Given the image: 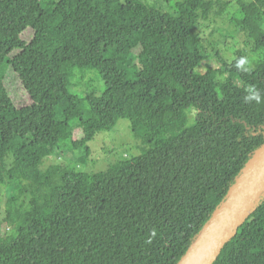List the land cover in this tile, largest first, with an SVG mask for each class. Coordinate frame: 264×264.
Wrapping results in <instances>:
<instances>
[{
  "label": "trees",
  "instance_id": "1",
  "mask_svg": "<svg viewBox=\"0 0 264 264\" xmlns=\"http://www.w3.org/2000/svg\"><path fill=\"white\" fill-rule=\"evenodd\" d=\"M226 6L247 37L231 59L198 25L214 0H0V264L180 263L264 146V103L243 98L249 85L264 97V0ZM249 49L250 71L237 70ZM9 70L30 105L13 103ZM77 70L99 74L100 95L73 92ZM120 119L143 141L138 157L41 169L76 152L86 164ZM213 264H264V197Z\"/></svg>",
  "mask_w": 264,
  "mask_h": 264
},
{
  "label": "rangeland",
  "instance_id": "2",
  "mask_svg": "<svg viewBox=\"0 0 264 264\" xmlns=\"http://www.w3.org/2000/svg\"><path fill=\"white\" fill-rule=\"evenodd\" d=\"M148 2H152V0H146ZM170 2V6H175L177 2L182 0H167ZM154 2V0H153ZM229 0H214L215 7L210 11L207 17H204L199 20L198 25L202 23V30H206L210 28V33L203 36L207 41L206 44L210 45L211 43H216L218 45L219 50L222 51V55L224 58L231 59L233 56L232 50L241 49L244 47L245 42L247 41V37L244 32L239 31L234 23H231L229 20L230 17L233 16L236 11V7L230 6L227 7ZM160 6L166 5V3H160ZM122 16L116 18L115 20H120ZM61 38L64 37L63 34L60 35ZM30 32H26L23 34L22 38L25 41H29ZM233 37V38H232ZM47 44L51 42V38H48ZM221 41V42H220ZM226 41L228 46L233 45L232 49H227L225 44ZM45 49L46 46L41 47ZM252 49V48H251ZM249 49L248 52L245 53L248 60V66L250 67L252 63L255 61V56L252 50ZM207 60V59H205ZM210 61H203L200 70L204 69L205 65L211 63ZM204 66V67H203ZM83 74V75H81ZM7 91L13 101V103L17 107H25L31 104V100L23 86L21 85L16 74L9 70L6 72V77L4 80ZM74 84L72 87L73 92H77L79 94H86L95 92L97 95H100L104 84L96 71L87 70V71H76V78L74 80ZM195 113H187V118L190 122H193ZM90 147V158L89 161L84 164L79 159H81L82 153L76 152V157L73 162L68 158H62L59 161H56V157H50L43 160L41 164L42 170H47L53 167H60L59 165H55L57 162L62 166L66 165L69 167L74 166V169L83 171V172H91V171H105L110 166L114 165L120 159H128L131 160L135 157H138L142 153V149L145 148L143 141L139 139L133 132L131 128V124L127 119H120L117 122L116 127L109 132H101L99 133L93 141L89 143ZM79 158V159H78ZM55 159V160H50ZM61 161V162H60ZM6 162V150L5 146L0 144V163ZM58 177H55L57 180ZM3 202L0 203V221L3 219Z\"/></svg>",
  "mask_w": 264,
  "mask_h": 264
},
{
  "label": "water",
  "instance_id": "3",
  "mask_svg": "<svg viewBox=\"0 0 264 264\" xmlns=\"http://www.w3.org/2000/svg\"><path fill=\"white\" fill-rule=\"evenodd\" d=\"M263 197L264 146L253 153L222 205L212 214L179 264H213Z\"/></svg>",
  "mask_w": 264,
  "mask_h": 264
},
{
  "label": "clouds",
  "instance_id": "4",
  "mask_svg": "<svg viewBox=\"0 0 264 264\" xmlns=\"http://www.w3.org/2000/svg\"><path fill=\"white\" fill-rule=\"evenodd\" d=\"M235 67L239 71H243V72L250 71V67L248 66V60L244 57H241L236 61ZM244 92L245 95L243 98L245 103H256V104L264 103V97L261 96V93L255 86L253 85L247 86L244 89ZM155 236H156V231L153 230L150 238L147 240V243L150 244L152 242V239L155 238Z\"/></svg>",
  "mask_w": 264,
  "mask_h": 264
}]
</instances>
